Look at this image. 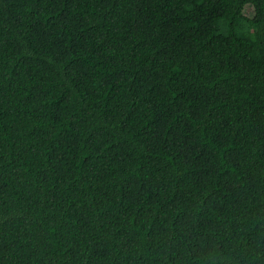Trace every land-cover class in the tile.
<instances>
[{
  "label": "trees",
  "instance_id": "obj_1",
  "mask_svg": "<svg viewBox=\"0 0 264 264\" xmlns=\"http://www.w3.org/2000/svg\"><path fill=\"white\" fill-rule=\"evenodd\" d=\"M0 264H264V0H0Z\"/></svg>",
  "mask_w": 264,
  "mask_h": 264
},
{
  "label": "rangeland",
  "instance_id": "obj_2",
  "mask_svg": "<svg viewBox=\"0 0 264 264\" xmlns=\"http://www.w3.org/2000/svg\"><path fill=\"white\" fill-rule=\"evenodd\" d=\"M244 14L247 17H253L254 14H255V10H254V8L251 5H247L245 10H244Z\"/></svg>",
  "mask_w": 264,
  "mask_h": 264
}]
</instances>
